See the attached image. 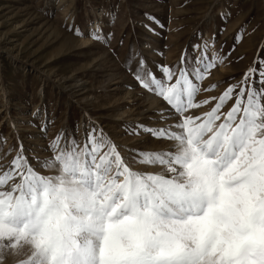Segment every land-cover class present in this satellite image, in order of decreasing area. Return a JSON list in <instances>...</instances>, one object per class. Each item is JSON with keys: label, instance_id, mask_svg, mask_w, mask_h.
<instances>
[{"label": "snow or ice", "instance_id": "1", "mask_svg": "<svg viewBox=\"0 0 264 264\" xmlns=\"http://www.w3.org/2000/svg\"><path fill=\"white\" fill-rule=\"evenodd\" d=\"M89 35L105 44L112 38L99 28ZM241 39L238 33L223 56L209 55L208 41L193 45L179 66L157 65L159 75L139 52L125 60L139 87L167 105L160 119L175 120L138 124L130 134L167 140L169 149H132L124 158L95 124L85 125L83 147L75 135L58 134L43 160H30L22 143L3 151L0 140V260L23 254L17 264H264V59L219 97L196 100L218 87L203 81ZM213 101L210 111L190 114Z\"/></svg>", "mask_w": 264, "mask_h": 264}, {"label": "rangeland", "instance_id": "2", "mask_svg": "<svg viewBox=\"0 0 264 264\" xmlns=\"http://www.w3.org/2000/svg\"><path fill=\"white\" fill-rule=\"evenodd\" d=\"M222 13L230 15L225 19ZM77 28L81 35L76 34ZM95 28L112 34L110 44L89 35ZM238 33L242 39L231 56L203 81L204 88L218 87L201 91L197 101L219 97L229 84L240 81L258 57L264 59V0H0L3 151L22 143L30 160L33 156L43 160L50 155L44 149L58 134L75 135L83 147L86 124L102 128L124 158L132 149H169L167 140L143 132L130 134L138 124L164 127L175 120L160 119L159 112L167 105L139 87L124 70L125 60L139 52L157 72V65L179 66L181 56L204 41L209 42V55L223 56ZM214 104L191 109L190 114L201 115ZM15 155L14 149L8 161ZM132 167L160 171L142 164ZM24 258L8 255L0 264H17Z\"/></svg>", "mask_w": 264, "mask_h": 264}, {"label": "bare ground", "instance_id": "3", "mask_svg": "<svg viewBox=\"0 0 264 264\" xmlns=\"http://www.w3.org/2000/svg\"><path fill=\"white\" fill-rule=\"evenodd\" d=\"M170 145V144H169ZM153 170V169H152Z\"/></svg>", "mask_w": 264, "mask_h": 264}]
</instances>
